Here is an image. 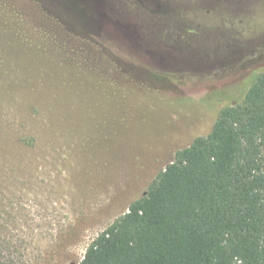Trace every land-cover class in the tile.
Masks as SVG:
<instances>
[{
  "label": "rangeland",
  "instance_id": "1",
  "mask_svg": "<svg viewBox=\"0 0 264 264\" xmlns=\"http://www.w3.org/2000/svg\"><path fill=\"white\" fill-rule=\"evenodd\" d=\"M117 1L0 0V221L28 264H78L264 71V0Z\"/></svg>",
  "mask_w": 264,
  "mask_h": 264
},
{
  "label": "trees",
  "instance_id": "2",
  "mask_svg": "<svg viewBox=\"0 0 264 264\" xmlns=\"http://www.w3.org/2000/svg\"><path fill=\"white\" fill-rule=\"evenodd\" d=\"M234 90L210 132L177 151L78 264H264V71ZM12 220L0 221V264H28L32 240Z\"/></svg>",
  "mask_w": 264,
  "mask_h": 264
}]
</instances>
